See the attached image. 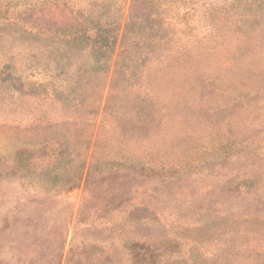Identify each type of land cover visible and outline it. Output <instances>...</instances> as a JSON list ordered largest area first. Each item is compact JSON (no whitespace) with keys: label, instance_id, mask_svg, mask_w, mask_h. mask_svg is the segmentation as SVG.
<instances>
[{"label":"trees","instance_id":"1","mask_svg":"<svg viewBox=\"0 0 264 264\" xmlns=\"http://www.w3.org/2000/svg\"><path fill=\"white\" fill-rule=\"evenodd\" d=\"M38 2L47 30L2 19L61 44L53 61L61 74L75 69L70 85L100 122L94 130L90 118L66 121L53 141L58 152L41 168L30 164L39 154L34 143L1 135L0 176L26 171L42 187L67 188L82 179L89 186L109 171L178 179L264 153V0H231L211 11L196 0H131L125 18L116 0ZM199 11L213 29L202 37L195 32ZM33 58L34 70L43 66ZM18 63L0 84L14 78L39 89L34 98L46 95V84L33 78L46 73H27ZM221 189L247 203L174 235L143 234L138 229H150L151 218L132 214L130 264H264V176H234ZM216 236L224 239L221 253L206 257L201 241ZM189 239L195 243L188 249Z\"/></svg>","mask_w":264,"mask_h":264},{"label":"rangeland","instance_id":"2","mask_svg":"<svg viewBox=\"0 0 264 264\" xmlns=\"http://www.w3.org/2000/svg\"><path fill=\"white\" fill-rule=\"evenodd\" d=\"M38 1L0 0V78L13 73L16 59L27 73H46L33 78L48 88L46 95L34 98L40 95L39 89L16 84L14 78L9 79L10 85L0 84V136L12 134L25 137V144L34 143L39 154L30 164L41 168L58 152L59 145L53 141L66 121L90 118V129L96 130L101 116L94 118L79 103V89L70 85V73L75 69L63 74L57 69L53 59L60 43L53 46L2 19L22 18L28 23L25 28L33 25L47 30L42 17L46 8ZM116 1L125 18L131 0ZM196 1L203 11H211L231 0ZM200 13L195 17V32L202 37L213 29ZM35 55L42 58L43 66L34 70ZM25 173L0 176V264H130L128 240L137 235L129 229L135 223L128 221L132 214L139 211L151 218L150 229L138 230L143 234L150 231L155 238L165 229L174 235L186 226L198 228L247 203L239 195L223 192L222 183L242 174L264 176V153L235 158L201 176L154 179L135 172L109 171L89 186L82 179L73 188L42 187ZM217 237L201 241L206 257L221 253L224 239ZM183 243L188 241L183 239ZM194 243L189 239L187 248Z\"/></svg>","mask_w":264,"mask_h":264}]
</instances>
